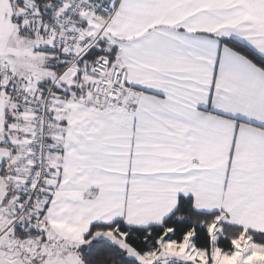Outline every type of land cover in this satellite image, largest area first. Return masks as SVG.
Segmentation results:
<instances>
[{
  "label": "snow or ice",
  "instance_id": "obj_1",
  "mask_svg": "<svg viewBox=\"0 0 264 264\" xmlns=\"http://www.w3.org/2000/svg\"><path fill=\"white\" fill-rule=\"evenodd\" d=\"M0 264H264V0H0Z\"/></svg>",
  "mask_w": 264,
  "mask_h": 264
}]
</instances>
